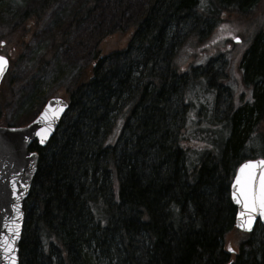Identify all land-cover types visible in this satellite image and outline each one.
Listing matches in <instances>:
<instances>
[{"label":"trees","instance_id":"trees-1","mask_svg":"<svg viewBox=\"0 0 264 264\" xmlns=\"http://www.w3.org/2000/svg\"><path fill=\"white\" fill-rule=\"evenodd\" d=\"M261 1L149 0L124 45L96 43L56 133L30 146L20 264H264V226L239 230L230 195L239 164L264 158V29L240 77L217 51L230 19ZM96 2L81 1L71 26ZM53 3L27 7L11 34L27 38Z\"/></svg>","mask_w":264,"mask_h":264},{"label":"rangeland","instance_id":"rangeland-1","mask_svg":"<svg viewBox=\"0 0 264 264\" xmlns=\"http://www.w3.org/2000/svg\"><path fill=\"white\" fill-rule=\"evenodd\" d=\"M37 1L0 0V37L3 42L7 41L3 46L0 42V54L10 60L9 71L0 86V100L8 102L0 126H25L39 115L50 98L69 100L70 91L82 67L89 62V54L96 43L100 41L104 49L124 45V36L130 34L134 22L149 4V0H97L89 17L71 26V17L83 0H54L52 9L39 24L31 22L34 25L28 27L31 34L28 36V32L22 29L28 37L18 40L17 32L11 33L21 23L26 8L33 7L40 0ZM236 18L228 23L232 30L227 34L229 41L226 38L227 42H222L217 51L227 47L226 57L232 61L234 69L231 72L240 77L242 69L238 64L252 42L251 36L256 30L264 29V0L256 12L242 19ZM57 38L60 41L56 42ZM117 39L120 41L116 42ZM243 85L241 83L239 87ZM229 100L224 94L222 107ZM196 102L203 101L197 97ZM238 237V233H229L225 238L227 247L238 251L235 244Z\"/></svg>","mask_w":264,"mask_h":264},{"label":"water","instance_id":"water-1","mask_svg":"<svg viewBox=\"0 0 264 264\" xmlns=\"http://www.w3.org/2000/svg\"><path fill=\"white\" fill-rule=\"evenodd\" d=\"M0 56H4L8 61L5 71L0 75L1 85L9 69L10 61L7 56L3 54ZM69 106L70 103L66 99L52 97L46 102L39 115L29 124L21 127L0 126V264H20L19 246L25 218L23 207L31 192L33 178L39 163L38 152L31 151L30 146L34 142L40 146L47 145L56 133ZM42 113L45 115L42 116ZM259 160H264V158L243 161L237 167L230 187L231 199L237 208L235 225L243 232H252L257 223L264 226V214H261L258 209L253 213L251 227L241 228L239 225L245 218L241 217L240 213L245 209L232 196L233 191H238L240 187L236 183L237 175L242 178L244 176V173L240 172L241 165L247 161ZM259 171L260 168L257 166V174ZM10 228L15 231H9ZM13 236H15L14 240ZM9 244L12 245V248L6 251Z\"/></svg>","mask_w":264,"mask_h":264},{"label":"snow or ice","instance_id":"snow-or-ice-1","mask_svg":"<svg viewBox=\"0 0 264 264\" xmlns=\"http://www.w3.org/2000/svg\"><path fill=\"white\" fill-rule=\"evenodd\" d=\"M235 38L239 39V37ZM7 63V59L4 56H0V75L5 71ZM41 115L44 116L45 114L42 113ZM257 166L260 168L258 174ZM240 172L244 173V176L242 178L240 175H237L236 183L240 187L238 191H233L232 196L245 209V211L240 213V216L244 217L245 220L239 226L241 228H250L253 213L259 209L261 214H264V160L247 161L241 165ZM9 231L15 230L10 228ZM4 239L6 240L7 238L5 237ZM12 239L14 240L15 236ZM11 248L12 245L9 244L5 250L7 251Z\"/></svg>","mask_w":264,"mask_h":264}]
</instances>
